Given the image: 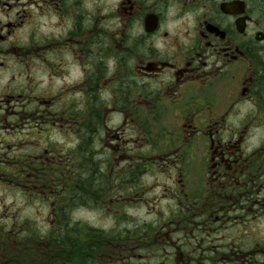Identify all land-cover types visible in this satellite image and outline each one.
<instances>
[{"label": "flooded vegetation", "instance_id": "obj_1", "mask_svg": "<svg viewBox=\"0 0 264 264\" xmlns=\"http://www.w3.org/2000/svg\"><path fill=\"white\" fill-rule=\"evenodd\" d=\"M0 9V182L28 189L0 196V264H264V0ZM171 153L145 236L110 231Z\"/></svg>", "mask_w": 264, "mask_h": 264}, {"label": "rangeland", "instance_id": "obj_2", "mask_svg": "<svg viewBox=\"0 0 264 264\" xmlns=\"http://www.w3.org/2000/svg\"><path fill=\"white\" fill-rule=\"evenodd\" d=\"M112 0H110L111 2ZM4 10L0 9V17L2 16V13ZM36 23L41 27L43 31H45V27L47 26V19L46 18H41L36 20ZM26 35L22 34L21 40H24ZM4 82V80H0V83ZM170 159L168 160V164H158L156 167H153L150 163H147L145 161L141 162L139 166H136V172L135 175L140 176V187L136 188L133 191H139L141 194L139 195L142 200H139L138 202H133L132 207H129L127 209L128 215H120L117 217H114L112 214L108 215V229L110 231L114 229L113 225H116V230L118 233H121L123 229H130L131 233H135V230L137 227L140 225V233L141 237H144V231H146V228L144 226L145 223H150L153 222L156 217L159 216L158 210H156L153 214V211H150L153 206V201L154 198L162 193H166L172 190V187L170 186L171 181L168 180L167 178L171 175L174 174V167L172 163H169L171 159H174V155L172 153L170 154ZM115 163H110L108 167H102L101 165H96V172L100 174V170H104V175L111 176V177H117V176H123L126 169H123L122 166L118 167L117 165L116 168H113ZM9 172V169L6 170ZM122 178V177H121ZM1 181V180H0ZM125 188H130L129 185H124ZM131 187H137V184L132 185ZM120 184L119 187L115 189L113 193H116L120 189ZM28 189H24L22 187L17 186L15 183H9V182H0V196L1 194H8V193H17V192H24L27 191ZM127 190V189H126ZM31 191V190H29ZM131 191V190H130ZM165 204V201L161 200V206ZM157 205H159V201H157ZM49 206V203L46 205ZM86 210L84 209H79L75 212L76 216L74 218L77 219H86V218H91L93 216L91 215H86ZM256 224V222H254ZM261 228L264 227V222L263 225H260ZM128 234V233H127ZM262 239L264 238V231L262 230L261 234ZM144 243V241L142 240ZM142 243V245H143ZM146 244V243H144ZM147 246L145 245V248ZM148 248V247H147ZM264 250V248H262ZM148 250V249H147ZM161 249L157 248L156 249V254H151V261L154 262V264H162V258L161 255H159V251ZM142 264H148V260L145 259V262Z\"/></svg>", "mask_w": 264, "mask_h": 264}]
</instances>
